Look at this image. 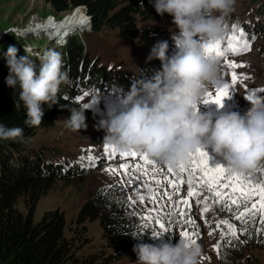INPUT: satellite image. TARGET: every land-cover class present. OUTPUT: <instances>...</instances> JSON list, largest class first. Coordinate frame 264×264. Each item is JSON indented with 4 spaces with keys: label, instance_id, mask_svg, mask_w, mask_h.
Returning a JSON list of instances; mask_svg holds the SVG:
<instances>
[{
    "label": "trees",
    "instance_id": "trees-1",
    "mask_svg": "<svg viewBox=\"0 0 264 264\" xmlns=\"http://www.w3.org/2000/svg\"><path fill=\"white\" fill-rule=\"evenodd\" d=\"M45 1L52 6L55 14L83 6L85 13L92 18L93 31L109 27L147 46L143 59L137 63L136 75L114 79V75L103 67L97 68L92 62L84 60L80 36L85 37V31L69 35L63 44H58L44 33L39 36L27 33L21 37L9 32L0 38V124L6 128L20 127L24 133L22 141L0 139V264H112L132 255L135 244L150 240L143 214L133 209L118 186L98 187L78 208L74 222L82 232L86 230V222H99L104 241L97 249L84 250L83 245H77L83 237L79 229L73 230L70 236L65 234L66 220L61 210L48 209L39 217L35 216L38 200L43 192L50 189L55 179L66 181L74 176L83 177L95 163L108 157L100 155L93 158L82 149L68 158L61 156L53 145H34L28 141L37 130L51 127L60 116L65 118L67 124L71 109L81 106L76 98L84 96V93L91 90L127 93L134 80H151L161 70V61L147 58L153 47V39L161 34L155 35L158 29L150 31L144 22L157 21L168 14L157 15L154 0ZM256 1L262 3L264 9V0ZM239 26L246 33L251 51L256 52L259 59L264 61V12H258L249 22L241 20ZM0 27H6V24L0 22ZM258 38L260 41L255 44ZM166 40L168 44H173L169 42V37ZM9 46L18 50L17 58L28 55L37 70L40 58L48 50L58 51L63 58L62 71L67 72L68 82L61 84L57 104L51 108L44 105L45 114L39 127H30L25 123L26 109L18 97L19 81L11 87L7 84L9 68L6 54ZM174 51L175 47L169 46L167 55L170 57ZM85 116L87 126L98 123L92 111L86 110ZM45 152L47 158L43 155ZM116 155L122 153L117 152L113 157ZM20 196L28 203L25 212L17 207ZM214 205L219 216L230 218L239 237L223 236L220 242L222 263L264 264V224L259 216L246 218L245 223L235 219L237 207L217 202ZM240 207L242 209L243 205ZM134 235L140 238L134 239ZM254 250L259 251L261 256L254 253Z\"/></svg>",
    "mask_w": 264,
    "mask_h": 264
},
{
    "label": "clouds",
    "instance_id": "clouds-1",
    "mask_svg": "<svg viewBox=\"0 0 264 264\" xmlns=\"http://www.w3.org/2000/svg\"><path fill=\"white\" fill-rule=\"evenodd\" d=\"M154 9L157 15L172 17L178 29L171 35L176 51L167 55V40L152 47L147 59L160 60L161 70L151 80L133 81L120 99L123 110H105L98 121L105 132L103 141L121 153L142 152L171 169L186 163L191 153L210 148L222 158L229 173L264 171L260 167L264 163V97L248 99L249 107L243 114L219 111L213 115L197 109L207 93L224 87L220 62L206 56L205 46L224 38V25L236 10V0H154ZM91 19L87 14L61 21L48 17L35 28L13 31L21 37L25 33H44L58 44L66 43L69 35L90 31ZM17 51L14 46L7 49V84L11 87L19 81L18 97L26 109L25 123L39 127L44 105L51 108L58 103L60 86L68 82V75L62 71L63 58L58 51L45 52L38 70L28 55L17 58ZM87 95L91 97L87 106L70 111L67 125L72 130L87 127L86 110L96 114L102 93L91 90ZM23 138L22 128L0 124V139ZM179 237L175 244L162 240L158 245L135 244L132 250L136 264H202V246Z\"/></svg>",
    "mask_w": 264,
    "mask_h": 264
},
{
    "label": "rangeland",
    "instance_id": "rangeland-1",
    "mask_svg": "<svg viewBox=\"0 0 264 264\" xmlns=\"http://www.w3.org/2000/svg\"><path fill=\"white\" fill-rule=\"evenodd\" d=\"M256 10L261 14L264 12L262 3L260 4L256 0H236V10L224 25L226 34L221 40L222 47L233 34L232 26L239 25L241 20L248 21ZM76 14H86L85 8L76 7L70 12L55 14L52 6L45 0H0V22L6 24V27H0V38L5 33H14L13 30L18 33L26 28H35L46 21L48 17H54L57 21H61ZM144 26L148 27L150 31L158 29L155 35L161 34L158 38L153 39L152 46L158 41L166 40L168 37L170 38L169 42H173L171 39L172 32H178L170 15L157 21H146ZM84 33H87L86 36H80V40L84 48L85 61L92 62V65L97 68L103 67L111 75H114V79H124L136 75L137 63L143 59L147 44L133 37L122 36L117 30L109 27H102L99 31H93L91 28L89 32L85 31ZM259 41V38L256 39L255 44ZM169 46H174V44H169ZM246 53L236 56L229 55V60L245 65L235 69L228 68L224 64L223 58H218L224 85L228 84L230 86V95L224 99L221 107L218 108L213 103L202 104L197 106L199 111L209 112L213 115L218 114L219 111H235L243 114L249 107L247 96L251 95L252 98L264 97V94L254 91L264 89V61L259 59L256 52L250 50ZM233 71L240 77L235 85L232 84L230 75ZM244 77H248V79H244ZM217 90L210 92L214 95ZM100 93H102V96L95 108L98 121L108 108H115L118 111L123 110L120 99L126 93L114 94L107 90ZM90 99L91 97L88 95L83 96V99L79 100L80 105L88 103ZM104 136L105 132L98 127V123L96 125L94 123L93 125L89 124L86 128L77 131L68 127L65 118L60 116L55 119L51 127L39 129L34 136L30 137L29 143L51 147L53 145L63 157H73V153H79L82 149L93 158L100 155L108 157L95 163L91 171L86 172L83 177L74 176L66 181L61 178L55 179L50 189L43 192L36 204V218L48 209L57 208L61 210L66 220L65 234L70 236L73 230H82L78 228L74 220L83 200L98 187L116 185L123 192V196L130 201L133 209L143 214V221L150 236V240L146 243L158 245L162 240L163 242L175 244L181 236L180 233L187 231L190 238L202 246V264H223L220 250L217 251L214 246L217 243L220 244L224 236L221 233L226 232L227 229L225 225H222L220 230H213L216 229L218 221H227L228 224H233L230 218L218 215L217 208L214 205L216 197L208 192L206 188L195 185L191 174L193 166L191 160L196 158L195 155L189 157L186 163L180 164L184 168L182 172H177L176 167L172 173H169L166 166L148 156V159L155 161V163L154 165L145 164L140 159L141 155H145L142 152H136L135 157L123 155L113 157L118 151H115L113 155L110 151L105 150L107 144L103 141ZM203 150L209 155V166H216L217 164L224 166L222 158L212 153L210 148ZM43 155L46 158L48 157L46 152ZM125 164L129 166L127 174L121 168ZM108 168H115L119 172L118 174H110L106 171ZM231 174L226 173V175ZM251 176L254 182H264V171H257ZM169 180L173 182L171 186ZM189 181H193V184L190 185ZM190 186H195L200 195L187 197ZM140 196L144 197L143 202L140 201ZM185 198L188 199L191 205L190 208L182 203ZM220 203L228 205L227 200ZM27 204L26 200H23V196H20L17 202L18 209L25 212ZM204 207H208L209 210L202 215ZM180 213H183V215ZM146 217L149 219H146ZM195 219L197 221H194ZM157 220L169 229V233L165 232L161 236L153 238L152 233L163 231L156 223ZM188 220H192L194 224L187 223ZM85 225L86 230L85 232L81 231L83 237L77 245H83L82 249L84 250L97 249L104 241L101 238L99 222L98 220L90 221L86 222ZM210 231L213 233L212 235H209ZM194 233L196 234L194 235ZM254 253L261 256V253L257 250H254ZM136 261V254L133 253L112 264H136Z\"/></svg>",
    "mask_w": 264,
    "mask_h": 264
},
{
    "label": "snow or ice",
    "instance_id": "snow-or-ice-1",
    "mask_svg": "<svg viewBox=\"0 0 264 264\" xmlns=\"http://www.w3.org/2000/svg\"><path fill=\"white\" fill-rule=\"evenodd\" d=\"M233 34L227 39L226 43L222 47V41L218 40L215 43L208 44L205 46L206 56L211 55L216 58H223L224 64L230 69H235L239 67H244L245 65L236 63L235 61L229 60V55L236 56L244 52L251 50V44L246 39V33L243 28L239 25H233ZM254 39V37H253ZM232 84L235 85L240 79L238 75L233 71L230 73ZM248 79V77H244ZM264 94V89L254 90ZM230 95V86L225 84L223 88L218 89L213 95L211 92L206 94L203 104L213 103L217 106H222L223 101L226 97ZM84 96H87V93H84ZM77 100H82L83 96L77 97ZM246 99H252V96L249 95ZM85 106H87L85 104ZM105 150L110 151L113 155L115 154V149L109 145H105ZM123 156H132L137 155L136 152L122 153ZM195 155V159L191 160L193 165L191 168V174L195 185L199 187H204L208 192H211L216 197V202L220 203L225 200L228 201L229 206H236L238 212L235 216L236 220L247 222L246 218L259 216V219L262 224H264V182H254L250 173H232L231 175H226L228 171L222 165L217 164L216 166H209V155L203 150H197L195 154L191 153L190 157ZM90 158V157H89ZM140 159L147 165H154L155 161L148 159L147 156L141 155ZM124 173L127 174L129 171V166L127 164L122 165ZM184 170L182 165L177 166V172H182ZM110 174H118L119 170L115 168L106 169ZM168 172L172 173L173 169L168 168ZM172 181L169 180V185H172ZM189 184L192 185L193 181H189ZM200 195L195 186H190L187 192V197H196ZM140 201H144V197H139ZM182 203L188 208L191 207L187 198L183 199ZM241 205H243L241 209ZM208 207L202 209L203 213L208 211ZM183 215V213H180ZM146 219H149L146 217ZM207 222V221H206ZM159 227L163 230L159 233H152L154 236H160L165 232L169 233V229L165 228L164 224L159 220L156 221ZM187 223L194 224L192 220H188ZM225 225L227 231L222 232L221 235L231 236L238 239L237 229L228 224L227 221H218L216 224V230H220L221 226ZM246 230V229H245ZM264 231V230H262ZM196 233H194L195 235ZM213 233L210 231L209 235ZM181 237L186 239H191L187 231L180 233ZM194 243L196 241L191 239ZM231 243V241H229ZM214 248L219 251L221 245L217 243Z\"/></svg>",
    "mask_w": 264,
    "mask_h": 264
},
{
    "label": "water",
    "instance_id": "water-1",
    "mask_svg": "<svg viewBox=\"0 0 264 264\" xmlns=\"http://www.w3.org/2000/svg\"><path fill=\"white\" fill-rule=\"evenodd\" d=\"M80 7H83V6H80Z\"/></svg>",
    "mask_w": 264,
    "mask_h": 264
}]
</instances>
